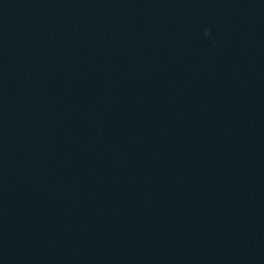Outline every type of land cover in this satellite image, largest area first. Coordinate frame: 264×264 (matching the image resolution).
Listing matches in <instances>:
<instances>
[{
	"label": "water",
	"instance_id": "1",
	"mask_svg": "<svg viewBox=\"0 0 264 264\" xmlns=\"http://www.w3.org/2000/svg\"><path fill=\"white\" fill-rule=\"evenodd\" d=\"M0 264H264V0H0Z\"/></svg>",
	"mask_w": 264,
	"mask_h": 264
}]
</instances>
